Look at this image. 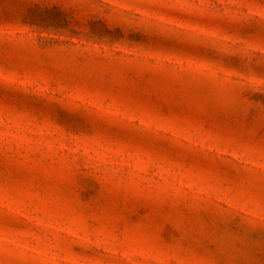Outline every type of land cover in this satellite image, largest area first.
I'll return each instance as SVG.
<instances>
[{
    "label": "rangeland",
    "instance_id": "374dc122",
    "mask_svg": "<svg viewBox=\"0 0 264 264\" xmlns=\"http://www.w3.org/2000/svg\"><path fill=\"white\" fill-rule=\"evenodd\" d=\"M0 264H264V0H0Z\"/></svg>",
    "mask_w": 264,
    "mask_h": 264
}]
</instances>
